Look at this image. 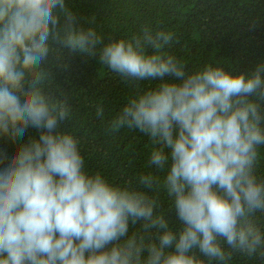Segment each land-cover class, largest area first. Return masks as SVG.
Instances as JSON below:
<instances>
[{
    "label": "clouds",
    "instance_id": "1",
    "mask_svg": "<svg viewBox=\"0 0 264 264\" xmlns=\"http://www.w3.org/2000/svg\"><path fill=\"white\" fill-rule=\"evenodd\" d=\"M172 40L145 26L101 47L103 34L78 27L66 0H0V138L40 130L15 152H0V264H227L231 251L264 249L254 222L264 213V179L255 171L264 146V63L238 72L209 64L188 74L163 51ZM53 45L98 58L125 80L161 81L112 125L150 136L158 147L149 163L165 170L162 181L145 174L115 183L86 170L80 141L61 130L70 98L46 90ZM158 187L178 229L159 211Z\"/></svg>",
    "mask_w": 264,
    "mask_h": 264
},
{
    "label": "trees",
    "instance_id": "2",
    "mask_svg": "<svg viewBox=\"0 0 264 264\" xmlns=\"http://www.w3.org/2000/svg\"><path fill=\"white\" fill-rule=\"evenodd\" d=\"M66 5L76 14L78 27H96L103 34L101 47L129 39L145 26L171 32L173 40L163 51L175 56L188 74L209 64L238 72L264 63V0H66ZM53 48L43 65L51 77L46 90L69 96L71 114L61 130L80 141L86 170L115 183H136L145 174L162 181L165 170L157 171L149 163L152 150L158 147L150 136L112 125L131 99L157 88L161 81L125 80L98 58L59 45ZM148 51L151 54L152 49ZM258 102L264 110V100ZM98 108L103 109V117L97 115ZM39 135L40 130L29 127L22 139L0 138V152L11 154ZM255 171L264 179V146L259 149ZM152 194L170 226L178 229L166 192L158 187ZM254 222L264 231V213H256ZM227 264H264V249L252 256L231 251Z\"/></svg>",
    "mask_w": 264,
    "mask_h": 264
}]
</instances>
